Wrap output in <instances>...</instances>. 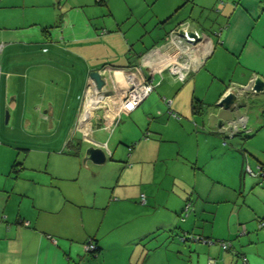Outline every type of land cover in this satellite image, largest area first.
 Wrapping results in <instances>:
<instances>
[{
	"label": "rangeland",
	"instance_id": "obj_1",
	"mask_svg": "<svg viewBox=\"0 0 264 264\" xmlns=\"http://www.w3.org/2000/svg\"><path fill=\"white\" fill-rule=\"evenodd\" d=\"M107 4L122 26L125 38L133 44V51L142 50L138 42L146 43L148 35H152L155 24L151 14L158 5L154 6L153 0H107ZM67 5L72 6L69 0H0L2 87L7 83L6 93L18 94L11 102L10 113L0 114V144L5 146L0 148V161L11 153L12 161L15 159L24 167L18 174L7 169L0 175V187L9 182L14 194L25 192L49 208L51 202L45 191H59L61 198L62 191L67 192L70 197L67 202L72 204L59 209L54 220L67 229L65 233L71 236L67 242L76 248L71 253V264H205L206 256L217 253L221 257L225 253L219 249V241L226 240L229 244L231 241L230 245L236 248L242 244L241 249H247L255 245L246 242L247 236L254 238L255 235L260 241L256 248L264 253V229L258 228V222L264 220V98L244 97L246 106L241 108V114L248 119L247 126L231 137L226 130L218 131L217 127L233 118L220 117L222 113L228 115L215 101L220 82L206 75L205 81H198V89L193 93L194 77L174 85L161 82L155 75L153 91L139 107L140 110L148 107L146 110H152V114L145 115L140 125L147 128L149 135L152 133L148 140L160 141V146L149 142L138 147L141 141H146L144 135L137 137V126H127L123 118L111 134L100 130L93 136L94 141L108 144L112 157L106 156V162L100 166L90 162L83 164V156L75 157V145L60 147L66 135V123L83 98L89 74L101 64L125 66L122 54L128 52L121 36L112 49H91L90 56L87 55L89 61L82 53L74 52L71 45L65 43L67 37L62 40V33L55 36L56 31L65 30V34L73 28L63 22L66 17L74 22L73 14L78 18L97 16L95 22L86 19V24L90 23L88 32L98 39L102 27L93 26V29L92 25L100 21H107L109 25L111 18L108 10L107 17L99 10L104 8L103 4L84 7L83 13H75L73 7ZM65 8H68L67 13ZM180 18L177 15L174 19ZM189 20L195 22L192 18ZM173 21L171 19L170 23ZM205 28L208 29V24ZM107 31L112 32L108 27ZM110 56L114 57L102 59ZM124 72L130 74L134 70ZM110 74L107 72L105 76L102 94L105 99L90 111L89 120L98 122L102 114L118 108V102L127 92L128 82L124 79L123 83L122 79L116 82ZM32 78L34 85H31ZM236 89L237 86L231 90ZM65 90L68 94H63ZM90 94L85 90L83 104L89 102L86 96ZM175 97L176 106L173 104L171 110L178 115L177 120L167 115L162 104V98L173 101ZM37 103L41 114L52 107L57 114L61 113V108L65 109L61 124L44 122L37 129L39 116L31 110ZM83 104L81 113L87 109ZM29 122L33 124L31 127L26 126ZM52 125L54 132L50 130ZM80 128L88 137L85 123ZM128 139L133 141L126 143ZM29 145L33 148L27 152ZM86 146L82 144L83 151ZM129 147H138V152L155 162L136 170L135 161L127 157ZM69 153L71 156H64ZM57 176L60 180H50ZM132 185L141 189H133ZM115 189H128L129 194L111 195L110 191ZM96 191H107V209L103 192ZM140 193L145 196L146 206L140 204ZM186 204H190L189 214L182 218ZM60 218L67 219L61 222ZM162 218L168 222L164 225L166 228L154 230L140 241H129L138 226L146 230L149 219L152 227ZM242 226L248 231L247 235L242 233ZM94 234L102 248L98 258L84 251ZM180 237L186 240L181 241ZM198 237L205 240L198 241ZM227 251L231 252L232 248ZM238 264H241L240 259Z\"/></svg>",
	"mask_w": 264,
	"mask_h": 264
},
{
	"label": "crops",
	"instance_id": "obj_2",
	"mask_svg": "<svg viewBox=\"0 0 264 264\" xmlns=\"http://www.w3.org/2000/svg\"><path fill=\"white\" fill-rule=\"evenodd\" d=\"M56 2H58V0H56ZM69 3L72 6L67 5V7H73L72 10L75 13H83L84 7L101 6L103 4L102 6H104V8H100L99 10L104 13V17H107L108 10L111 18L109 25H107V21H100L99 24L92 25L93 29L98 25L102 27L98 31V39L97 35L95 37L91 32H88L91 30L90 23L86 24V19H88L87 21L91 19L95 22L97 16L92 17L90 14L86 17L78 18L73 14L71 18H74V22L80 21L78 24L71 22V19L66 17L63 22H65V25L70 24L73 28L68 31L69 33L65 34V30L60 32L56 31L55 36H59V34L62 33V40L65 39L64 37H67L65 43L71 45L74 52L82 53L81 55H85V57H87L86 59L89 61L88 56H90L91 49H97L99 51L107 49V47L112 49L115 46L114 43L120 39V36L123 39L122 41L128 52L122 54L126 60V64L125 66H107L106 64H101L95 71L99 72L104 79L106 78L105 76H107V72H110V76L114 81L119 82L122 79L121 83H123L124 79L128 82L132 77L131 75L124 74V71L128 72L129 70H135L139 73L136 80L152 78L151 82L153 88L155 75L161 78V82L167 81L168 84H172L173 82L174 85H177L181 82L176 80L174 76L165 69L166 65L173 62L188 61L189 72L183 83L189 78L194 77L192 82L193 93H195L198 89V81H205L206 75L210 80H217L220 82L222 86L219 85L217 92H215L217 106L223 95L231 90L232 87L237 86L238 101L235 107L230 110L223 109L228 115L222 113L220 117H233L231 120H227L230 123H236L240 116L244 117V128L240 129H246L248 119L241 114V108H245L246 106L243 100L244 97L248 99L264 98V93L255 94L248 89L252 81L257 77L264 82V0H153L154 6L158 5L154 13L151 14L152 20H154L153 24L155 25L152 35L151 33L148 35L147 42H138L140 49H142L140 50L141 52L133 51V44L129 42L130 40L128 38H125L124 32H122V26L118 25V20H116L114 13L109 7L107 8V0H73L72 3L69 0ZM68 8H65V13L68 12ZM177 15H180V20L174 19ZM189 18L194 19L192 21L195 22L192 23ZM169 19H173L174 21L170 23ZM185 19L188 20L184 21ZM80 23H83V26H81ZM84 24L87 25L86 28L88 30L85 29ZM206 24H208V29L205 28ZM75 26L76 29H74ZM107 27L112 32L109 33ZM179 28L195 30L199 35L198 40L195 43H189L184 38L177 35V30ZM173 33L176 34V36H174ZM98 42H102L103 44L98 45ZM119 47L123 49L120 45ZM113 57L114 56H110V58L106 57L102 59L111 60ZM131 59H135L134 62H131ZM202 72L206 73L202 75ZM1 74L0 68V114H2L3 111H9L10 113L11 102L16 100L15 98L18 94L17 92L6 93L8 85L7 83H3L2 87ZM9 78L10 77H8L7 81H9ZM34 81V78H32L31 82H33V84L31 85H34ZM88 82L89 77L86 81V87ZM160 85L161 83L159 86ZM103 89L104 88L100 90V93L95 91L92 87L88 91L91 94L86 96V100H89V102L83 104L85 88L80 104L75 106L74 112H72L71 117L66 123L67 131L62 141H60V147L72 146V144L75 145V157H77L83 156L84 151L82 150V144H87L86 149L89 147H98L103 149L106 153H110V157H112L108 144L106 142L99 143L94 141L93 136L100 130L107 134H111L115 128H118L123 118L126 120L127 126H132L134 128L137 126V131L135 132L137 137L144 135L146 141H141L138 147L140 144L147 145L149 142L159 147L160 141L148 140L152 133L149 135L147 128L144 129L143 126L140 125L145 115L152 114V110H146L148 107L141 110L139 109L140 105L143 104L149 95L135 108H121L119 105L118 108L114 107V110L110 112L108 110L107 113L102 114L103 117L100 118L98 122L91 119L89 120L90 111L96 107L100 100L103 101L105 99V97L102 96ZM30 90L32 89L30 88ZM24 93L26 94L27 92L24 91ZM63 94H68V92L65 90ZM11 95H13L12 98ZM42 95L41 93L39 96L42 97ZM118 103L120 104V102ZM82 104L85 105L87 109L81 113ZM162 104L165 105L167 115L170 118H178V115L171 110L173 104L176 106V97L173 101L172 99L166 100L162 98ZM12 110H14V108ZM31 110L35 115L37 114L36 116H39L38 123L35 125L36 128L39 129L44 122L53 121L57 125L61 124L65 109L61 108V113L57 114L52 107L43 111L41 114V108L37 103ZM81 115L83 117L82 119H80ZM173 115H175V117H173ZM27 120L29 121V119ZM84 123L88 137H85L80 128V125ZM32 125L33 124L29 122L26 126L31 127ZM45 127H47V129L49 128L46 125ZM217 127L218 131L226 130V132H228L229 130L227 125H223L222 123H219ZM50 130L54 132L56 129L52 125ZM37 131L41 132V130ZM238 132L234 135H237ZM70 135L73 136L70 138ZM234 135H231V137H234ZM157 136L159 135L157 134ZM158 140L160 139L158 138ZM131 141L133 140L128 139L126 143H130ZM132 146L135 145L132 144ZM4 147V145L0 144V148ZM27 147V152L32 151V145ZM138 147H129L130 151H127V157L131 156L135 161L136 170L155 162L152 158L145 157L140 151L138 152ZM40 153L42 154L43 152ZM55 153L57 152H52V154ZM60 155H63V151ZM153 155L154 154H152V156ZM155 155L158 156L157 153ZM47 156H49V154H47ZM64 156H71V154L69 153V155ZM12 159L13 155L9 153L0 161L1 176L7 172V169L15 174L23 170L24 167L21 163L19 165V171H12L11 167L13 162L17 161L15 159L12 161ZM129 165L131 166V164ZM50 180L58 181L60 178L57 176V179L50 178ZM131 188L136 190L137 188L141 189L136 185H132ZM96 192H103V196L106 198L105 209H107L109 206L107 205V191ZM45 193L48 197V202H51V208L43 205V203L38 202L34 198L28 197L25 192L14 194V191H11L9 182L4 183L2 188L0 187V264H71V253L75 251L76 248L73 249V245L67 242L69 237H71L65 233L68 232L67 229L60 226L59 223L57 224L54 220L56 215L58 216L60 213L59 209L63 208L65 205L72 204L67 202L70 197L67 195L66 191H62L64 195L61 194L62 198L59 195V191H45ZM114 193H118L119 195L129 194L128 189L127 191H122L121 189L118 191L117 189L110 191L111 195ZM140 195L143 194H139V201ZM126 199H128L127 202L130 203L129 198ZM146 203V200L144 204L140 202L142 206H146ZM60 219L62 222L67 218ZM148 221L149 224H146L150 227L152 221L150 219ZM24 222L27 224L23 225ZM166 223H168L166 222V218H162L160 223L155 222V225L150 228L147 227L146 230L138 226L137 232L129 238V241H140L141 238L150 235L152 231L166 228ZM241 229L243 234H248V231L245 232L243 226ZM91 239L96 240L100 249L97 256L98 258L102 254V248L98 244L96 234L92 235L88 242ZM229 242L231 244V241ZM246 242H248V244L255 243V245L247 249H241L243 246L242 244H240L241 246L239 245V248L230 245V249L232 248L231 252L226 250L227 252L225 251L222 255L220 253L221 257L217 253H212V256H206L205 264H208L210 260L215 261V264H238L241 257L246 259L247 264H264V253L256 248V244L260 242L257 235H255L254 238L247 236ZM200 248L204 249L205 247ZM219 249L222 250L220 246ZM207 251H210V248L207 249Z\"/></svg>",
	"mask_w": 264,
	"mask_h": 264
},
{
	"label": "built area",
	"instance_id": "obj_3",
	"mask_svg": "<svg viewBox=\"0 0 264 264\" xmlns=\"http://www.w3.org/2000/svg\"><path fill=\"white\" fill-rule=\"evenodd\" d=\"M173 35L176 36V34H174V33H173ZM1 49H2V45L0 44V51H1ZM165 69L172 76H174V78L176 80L183 83L186 80L187 74L189 72V64H188V61L173 62V63L167 64ZM128 75H131V77L138 78L139 73L134 70V72H132L130 74L128 73ZM151 80H152V78L137 79L134 84L129 82L128 83L129 87L127 89V92L124 93V96L120 100V105H121L120 107L121 108H135V107H137L141 103V101L144 98H146L153 91V86H152ZM173 117H175V115H173ZM226 125H227V128L229 129L228 134L230 136L234 135L235 133L238 132V130L240 128H244V117L240 116L236 123L235 122H231V123L228 122ZM128 151H130V148L128 149ZM140 202L143 204L145 203L144 195H140ZM187 211H188V205H186L183 209V215H184L183 218L186 217ZM26 224L27 223H25V222L23 223V225H26ZM258 228L264 229V221L258 222ZM180 240L185 241L186 238L180 237ZM196 240L204 241L205 239L198 237V238H196ZM219 246L223 251H226L230 248V244L227 243L226 241H219ZM93 250H95V247L93 246V244L91 242H88L84 246V251L86 253L92 252ZM208 264H215V261L210 260ZM241 264H247V261L244 257H241Z\"/></svg>",
	"mask_w": 264,
	"mask_h": 264
},
{
	"label": "water",
	"instance_id": "obj_4",
	"mask_svg": "<svg viewBox=\"0 0 264 264\" xmlns=\"http://www.w3.org/2000/svg\"><path fill=\"white\" fill-rule=\"evenodd\" d=\"M177 35L184 38L191 44L195 43L199 38V35L195 32V30L187 28H179L177 30ZM89 80L93 82L97 91L102 90V88L106 85L105 79L97 71L89 74ZM248 89L255 94L264 93V82L257 77L252 81ZM237 101V90H229L219 100L218 106L224 110H230L235 107ZM106 156L110 157L111 155L98 147H89L84 151L82 163L85 164L86 162H90L94 165L100 166L106 162Z\"/></svg>",
	"mask_w": 264,
	"mask_h": 264
},
{
	"label": "trees",
	"instance_id": "obj_5",
	"mask_svg": "<svg viewBox=\"0 0 264 264\" xmlns=\"http://www.w3.org/2000/svg\"><path fill=\"white\" fill-rule=\"evenodd\" d=\"M19 165H20V163H18V162H16V161H14L13 162V165H12V167H11V169H12V171H14V172H17V171H19ZM186 205H188V210H189V207H190V204H186ZM185 205V206H186ZM184 206V207H185ZM183 211V210H182ZM188 212V211H187ZM183 213V212H182ZM182 218H183V216H182ZM264 221V220H263ZM89 242H91L92 244H93V246L95 247V250H93L92 252H89V254H91L94 258H95V256H97L98 254H99V252H100V249H99V247H98V245H97V242H96V240H94V239H91ZM88 243V242H87Z\"/></svg>",
	"mask_w": 264,
	"mask_h": 264
},
{
	"label": "bare ground",
	"instance_id": "obj_6",
	"mask_svg": "<svg viewBox=\"0 0 264 264\" xmlns=\"http://www.w3.org/2000/svg\"><path fill=\"white\" fill-rule=\"evenodd\" d=\"M135 81H136V77H134V78L132 77V78L128 81V83L130 82V83L134 84ZM128 83H127V84H128ZM92 87L95 89L93 82H92L91 80H89L88 85H87V88H86V91L88 92ZM95 91H97V90L95 89ZM103 91H104V89H103ZM97 92H100V91H97ZM100 93H101V92H100Z\"/></svg>",
	"mask_w": 264,
	"mask_h": 264
}]
</instances>
